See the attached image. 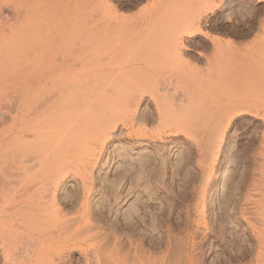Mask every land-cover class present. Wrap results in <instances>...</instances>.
<instances>
[{
    "label": "bare ground",
    "instance_id": "obj_1",
    "mask_svg": "<svg viewBox=\"0 0 264 264\" xmlns=\"http://www.w3.org/2000/svg\"><path fill=\"white\" fill-rule=\"evenodd\" d=\"M146 1L0 0V264H264V138L237 125L205 167L212 125L264 109V15L216 41L223 0ZM174 130L194 137L155 140Z\"/></svg>",
    "mask_w": 264,
    "mask_h": 264
},
{
    "label": "rangeland",
    "instance_id": "obj_2",
    "mask_svg": "<svg viewBox=\"0 0 264 264\" xmlns=\"http://www.w3.org/2000/svg\"><path fill=\"white\" fill-rule=\"evenodd\" d=\"M109 1L117 6L119 12L124 14L136 13L147 2L146 0ZM180 3H182V6L189 4L187 0ZM261 5L262 4L256 3L255 0H223L221 3H218L214 12H209L207 14V18L202 22V28H204V31L202 32L206 36L208 34L211 37V40L213 38V40L216 41L221 40L233 43L248 42L253 38L255 32L258 30L261 17L264 15ZM183 35L184 39L182 40V43L185 44V48H187V50L194 47H203V49L206 50L210 49V46L207 44L208 40L206 39L208 37L205 38V36H201L199 31H193L191 33L186 32ZM150 42L151 46H158L160 44V47L163 44L161 41L158 43L156 38H152ZM187 50L185 52L190 54L191 52ZM185 58L190 59L187 56ZM172 76V73L169 74L170 78H172ZM10 102V96L6 94H0V104L2 105V116L4 119L9 117L11 113L9 110ZM88 121L91 122V120ZM244 121L248 123H226L222 127H216L214 125L210 127L214 129V145L211 150L214 153V156L205 161V167L208 165H213L214 168L217 169L221 165L224 158L225 147L228 142H230L228 134L237 125L243 127L244 129V139L240 141V146L250 148V150L259 146V143L262 142V139L264 138V109L262 111L256 110L249 112L244 116ZM2 122L3 121L1 119L0 123ZM206 124L207 123H192L193 130L202 128ZM155 135V140H161L163 138L165 141L176 143H180L188 135L194 137V135L190 134V132H186L185 130H179L178 132L177 130L170 131L167 132V135L165 133L163 137H161L158 133H155ZM60 207L66 209L69 206L60 204ZM222 251L218 257H214L213 259H210L207 256V264H224V257L227 254L225 252L223 253ZM217 261L219 262L217 263Z\"/></svg>",
    "mask_w": 264,
    "mask_h": 264
}]
</instances>
